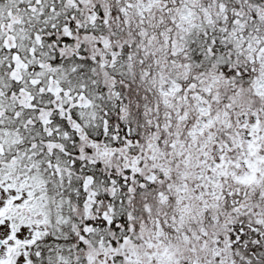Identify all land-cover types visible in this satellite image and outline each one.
<instances>
[{"label":"snow or ice","instance_id":"snow-or-ice-1","mask_svg":"<svg viewBox=\"0 0 264 264\" xmlns=\"http://www.w3.org/2000/svg\"><path fill=\"white\" fill-rule=\"evenodd\" d=\"M0 264H264V0H0Z\"/></svg>","mask_w":264,"mask_h":264}]
</instances>
